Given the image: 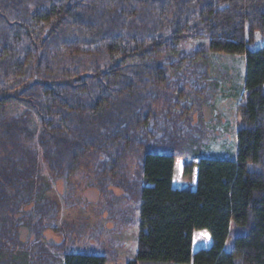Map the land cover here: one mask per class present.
<instances>
[{
  "label": "trees",
  "instance_id": "1",
  "mask_svg": "<svg viewBox=\"0 0 264 264\" xmlns=\"http://www.w3.org/2000/svg\"><path fill=\"white\" fill-rule=\"evenodd\" d=\"M256 33L264 0H0V264H106L101 253L53 255L39 231L28 245L19 229L35 211L41 228L57 218L43 165L53 178L83 170L100 180L129 159L135 182L115 183L138 209L126 264H264V45L247 48ZM197 39L245 56L233 157L175 140L172 85L178 63L189 58L188 74L196 58L175 49ZM163 121L171 152L157 151L168 145ZM203 230L210 244L193 253Z\"/></svg>",
  "mask_w": 264,
  "mask_h": 264
},
{
  "label": "rangeland",
  "instance_id": "2",
  "mask_svg": "<svg viewBox=\"0 0 264 264\" xmlns=\"http://www.w3.org/2000/svg\"><path fill=\"white\" fill-rule=\"evenodd\" d=\"M263 45L264 37L256 33L254 42L247 48L254 50ZM175 50L187 58L196 54L195 62L191 65L193 72L187 74L189 58L178 63L183 71V74L178 75L181 85L177 82L172 85L177 92L171 97L178 98L179 104L174 107L176 113L170 111L171 108L167 110L171 119L176 115L174 130L179 135L174 133L179 137L175 140L180 145L182 141L185 144L196 143L199 152L205 156L233 157L236 150V130L240 125L237 107L245 72L244 54L210 53L207 42L203 39L180 43ZM202 57L206 63L202 62ZM167 121H163L162 125L167 133L164 132L161 136L163 129H155V134H158L154 136L155 139H150L153 150L162 141L168 144L167 148H159L157 151H173L170 148L174 143L170 137L172 125ZM158 137L161 141L157 140ZM137 165L136 159H129L124 168H120L119 176L110 178L105 175L100 180L95 174L91 175L83 170L72 176L53 178L43 165L41 173L51 184L46 195L56 200L59 212L56 220L51 223L52 226L42 227L44 229L41 230L36 211L31 213L32 205L27 206L26 212L34 215V224L31 228L27 225L20 227V239L28 245L33 244L39 231V239L53 255L62 257L64 253L74 250L101 253L112 258L106 264H126L134 259L138 233L136 197L115 186V183L123 178L133 184ZM48 220L47 217L42 221ZM209 244L210 238L206 231H196L193 234V253Z\"/></svg>",
  "mask_w": 264,
  "mask_h": 264
}]
</instances>
